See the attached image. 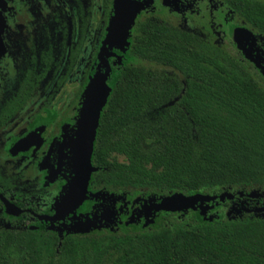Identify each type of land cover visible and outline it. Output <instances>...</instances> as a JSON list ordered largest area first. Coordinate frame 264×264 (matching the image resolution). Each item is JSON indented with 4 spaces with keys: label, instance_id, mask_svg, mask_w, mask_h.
Instances as JSON below:
<instances>
[{
    "label": "trees",
    "instance_id": "obj_1",
    "mask_svg": "<svg viewBox=\"0 0 264 264\" xmlns=\"http://www.w3.org/2000/svg\"><path fill=\"white\" fill-rule=\"evenodd\" d=\"M229 6L248 35L238 41L233 28L229 48L175 14L137 19L113 47L131 39L132 65L125 59L100 117L92 185L133 200V225L100 220L83 232L78 216L56 213L32 231L12 215L0 264H264V3ZM176 193L211 200L179 213L155 208Z\"/></svg>",
    "mask_w": 264,
    "mask_h": 264
},
{
    "label": "flooded vegetation",
    "instance_id": "obj_2",
    "mask_svg": "<svg viewBox=\"0 0 264 264\" xmlns=\"http://www.w3.org/2000/svg\"><path fill=\"white\" fill-rule=\"evenodd\" d=\"M232 1L236 0H222L228 7ZM183 6L184 0H175L174 4H163L161 0L158 8L176 9L170 15L179 16L181 22L186 20L210 44L194 21L192 24L189 17L179 13ZM13 14L14 24L9 22ZM150 14L158 15L147 13ZM0 15L4 19L0 35L4 50L0 57V230L15 215L36 231L42 223L54 221L59 204L55 205L54 196L60 185L67 184L68 191L85 96L90 83L107 70L102 61L103 0H14L13 4L12 0H0ZM227 24L222 45L229 48L232 29L236 28V34L240 26L236 22ZM128 44L121 50L105 49L111 69L106 81L111 90L108 101L126 65L125 59L132 65L131 39ZM26 139L29 141L17 148ZM95 142L96 138L94 145ZM93 168L87 199L81 207L95 210L101 204L115 202L120 207L112 220L133 225V200L95 189L92 184L100 169ZM4 201L17 214L10 213ZM80 216L88 223L86 229H92L97 220L111 221L101 218L102 211Z\"/></svg>",
    "mask_w": 264,
    "mask_h": 264
},
{
    "label": "water",
    "instance_id": "obj_3",
    "mask_svg": "<svg viewBox=\"0 0 264 264\" xmlns=\"http://www.w3.org/2000/svg\"><path fill=\"white\" fill-rule=\"evenodd\" d=\"M137 3L143 4L140 2V0H137ZM114 7L116 13L110 20L107 30L108 38L104 42L103 55H102L103 65L107 70L102 76H98V78L94 79L88 87V91L85 96V100L81 109L80 118L77 126L75 152L73 159L74 174L69 184L66 195L63 197V199L57 206V211H58V207L69 196V192H74L76 199L77 200L82 199L83 203L87 199L90 180L92 177V173L94 172V168L92 166V153H93L94 141L96 138V132L102 111L107 104L111 92L110 88L106 83L107 78L110 75L111 69L107 62L105 49L106 47L113 48L117 44V40H116L117 33L119 34L120 37L123 38L119 41V43L127 42V37L129 36L130 32L133 30L138 15L145 8V7L142 8L140 12L137 13L136 17L130 20L128 18L130 12L126 11L125 0H114ZM3 28H4V19L0 15V35L3 31ZM241 34H244V36H242ZM235 36L238 41L246 40L248 37L247 33L243 30H238ZM0 48L3 49L2 44H0ZM85 117H87L86 121L84 119ZM27 141H29V139H26L21 143H19L17 148H20ZM177 197H179L183 201H194L193 204L189 205L187 210L195 209L199 204L211 200L209 196H205L202 194L186 196L182 193H176L160 200V202L155 206V208L159 211H165L171 213L182 212L185 210L184 208L172 207L166 203L168 201L175 200ZM4 202L6 208L10 213L17 214V212L14 211V207L12 205L7 203L6 201ZM83 203L81 204V206L83 205ZM57 214L62 215L63 212L58 211ZM70 214L72 213H69L68 215ZM78 226L83 232L89 231V228L88 229L85 228L88 227V223L86 224L79 223Z\"/></svg>",
    "mask_w": 264,
    "mask_h": 264
},
{
    "label": "rangeland",
    "instance_id": "obj_4",
    "mask_svg": "<svg viewBox=\"0 0 264 264\" xmlns=\"http://www.w3.org/2000/svg\"><path fill=\"white\" fill-rule=\"evenodd\" d=\"M13 1L14 0H12V4H13ZM254 1L264 3V0H254ZM140 2L145 4V8L138 15V18L141 20L147 15L148 12H153V5L152 3H149L148 0H140ZM106 4L107 3H105V0H103V28L104 29L106 28L105 29L106 33L103 37L104 42L108 38L107 28L109 26L110 20L113 17L110 14V10L112 7L111 1L107 5ZM178 11L179 10H177V12ZM173 12L176 13V9L169 8L166 10H161L158 7H156L154 11V13H157L158 15L162 17L166 15H170ZM180 12L183 17L184 16L189 17V19L191 20V23L194 21V24H196L195 26L200 29V31L204 34V36H206L207 40L210 42L212 46L219 47V48H227V46L222 45V39L223 37L226 39L227 33H228L227 22H230L231 25L234 24L235 22L238 21V16L230 7L225 6L222 0H209L208 3H205L204 0H184V6L182 10L179 11V13ZM9 22L12 24L15 23L14 14L10 16ZM72 123L76 124V122H72ZM65 127L66 125L62 128H65ZM110 161L111 162L116 161L118 163H127L126 158L123 156H119V155H112L110 157ZM66 191H67V184L60 185V190H58V192L54 196L55 205L61 202V200L66 194ZM89 198L91 200V198H93V195L92 194L89 195ZM139 212L142 214L144 213L143 206ZM78 218H79V223L86 224L85 220L81 219V216H78ZM92 222H94V220L91 221V223Z\"/></svg>",
    "mask_w": 264,
    "mask_h": 264
},
{
    "label": "snow or ice",
    "instance_id": "obj_5",
    "mask_svg": "<svg viewBox=\"0 0 264 264\" xmlns=\"http://www.w3.org/2000/svg\"><path fill=\"white\" fill-rule=\"evenodd\" d=\"M205 3H208L209 0H204ZM149 3H152L153 5V12L155 11V8L158 6H161V0H149ZM175 0H163V4H174ZM144 4H137L136 0H125V8L127 12H130L129 19H134L138 12L142 8H144ZM244 36V34H241ZM264 35V34H261ZM123 39L119 36L117 33L116 40H117V46H119V41ZM3 42L0 41V44ZM4 54V50L0 48V57H2ZM85 121L87 120V117L84 118ZM192 195H195V193H192ZM83 203L82 199L77 200L75 197L74 192H69V196L64 200V202L58 207V211H62L64 216H68L69 213H72L74 216H80L81 213H95V212H103L102 219H108L111 220L112 223H116L115 220H112V217L116 215V209H119V204H116L113 202L112 204H101L100 207L93 210L91 207H81V204ZM169 206L176 207V208H184L187 210L190 204H193L194 201H183L179 197H177L175 200L166 202ZM79 209V211H77ZM235 210V209H233ZM148 209H145V215L149 214ZM76 230V228H74Z\"/></svg>",
    "mask_w": 264,
    "mask_h": 264
}]
</instances>
